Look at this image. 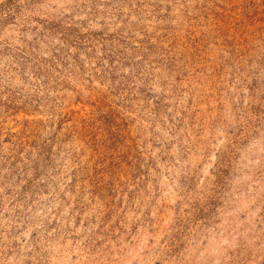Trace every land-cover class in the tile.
Segmentation results:
<instances>
[{"label":"rangeland","instance_id":"1","mask_svg":"<svg viewBox=\"0 0 264 264\" xmlns=\"http://www.w3.org/2000/svg\"><path fill=\"white\" fill-rule=\"evenodd\" d=\"M0 264H264V0H0Z\"/></svg>","mask_w":264,"mask_h":264}]
</instances>
